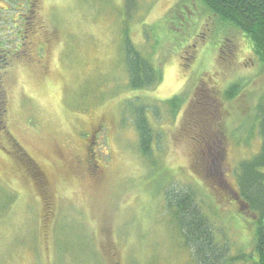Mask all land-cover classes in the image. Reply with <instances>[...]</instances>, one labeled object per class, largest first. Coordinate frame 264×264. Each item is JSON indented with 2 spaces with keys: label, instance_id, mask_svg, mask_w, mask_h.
<instances>
[{
  "label": "rangeland",
  "instance_id": "374dc122",
  "mask_svg": "<svg viewBox=\"0 0 264 264\" xmlns=\"http://www.w3.org/2000/svg\"><path fill=\"white\" fill-rule=\"evenodd\" d=\"M175 2L0 0V264H195L166 205L192 191L219 250L249 263L255 218L238 168L264 144V68L243 34L215 52L223 33L200 26L202 4ZM126 41L160 70L156 87L130 89ZM11 143L41 172L43 195Z\"/></svg>",
  "mask_w": 264,
  "mask_h": 264
},
{
  "label": "trees",
  "instance_id": "16d2710c",
  "mask_svg": "<svg viewBox=\"0 0 264 264\" xmlns=\"http://www.w3.org/2000/svg\"><path fill=\"white\" fill-rule=\"evenodd\" d=\"M192 1L202 4L208 15L200 26L203 24L206 28L213 27V24L209 25L208 21L214 20L215 28L213 29L223 33L218 50L215 52L223 53L221 49L225 52L227 49L229 51L233 37L236 38L238 34H243L246 38L243 40L246 41L250 57H254L260 68H264V0ZM182 2L183 0H176L175 9L180 8L183 5ZM26 6L27 13H29L30 6ZM180 13L183 12L180 10ZM28 17L29 14H25L23 21L28 20ZM182 24L179 22V25ZM179 28L181 27L179 26ZM201 36H203L201 32H196V40L201 39ZM125 46L130 89L137 91L156 87L162 79L161 73L158 72L160 70L152 63L139 57L128 41ZM139 111L142 112L143 109ZM135 123L139 133L140 151L143 156L148 158L151 137L147 122L138 114ZM238 170L241 174L238 179L241 203L255 218V220H251L254 227L252 245L255 252L242 256L249 261L248 264H264V173L261 172V170L264 171V144L260 152L248 162L240 164ZM193 195V191L180 195L167 194L166 205L171 212V219L173 217L175 225L178 227L175 231L179 232L178 236L184 241V246L192 251L195 264H232L231 260L226 258L228 247L223 246L224 249L219 250V245L214 242L210 225L195 205ZM259 260L261 261L259 262Z\"/></svg>",
  "mask_w": 264,
  "mask_h": 264
},
{
  "label": "flooded vegetation",
  "instance_id": "af4514ba",
  "mask_svg": "<svg viewBox=\"0 0 264 264\" xmlns=\"http://www.w3.org/2000/svg\"><path fill=\"white\" fill-rule=\"evenodd\" d=\"M34 12H35L34 10L33 11L30 10L29 14H33ZM30 17L31 15H29L27 19L29 20ZM15 21H16L15 19L12 20L13 23ZM8 54H9L8 51L5 50V47L3 46L2 42H0V138L4 139L5 141H8V136H7L8 133H7L5 125H3L4 122L2 120V116L4 114V103L6 102L5 92H4L5 79H6L5 75L7 76L6 71L8 70V67H10L8 58H7ZM89 140H91V137L89 138ZM90 144H95V142L90 141ZM205 147L206 148L208 147L206 143H205ZM8 153L11 154L14 157L15 161H17L19 165L25 170V172L27 173V176L33 180V182L35 183V186L37 187V189L40 190L41 195H43L44 189H45V180L41 172L35 165V163L27 155H25L21 151L20 147L15 143H13L12 150L8 151ZM93 165L95 169L98 168L95 165V163ZM260 261L261 260H259V262Z\"/></svg>",
  "mask_w": 264,
  "mask_h": 264
},
{
  "label": "bare ground",
  "instance_id": "6f19581e",
  "mask_svg": "<svg viewBox=\"0 0 264 264\" xmlns=\"http://www.w3.org/2000/svg\"><path fill=\"white\" fill-rule=\"evenodd\" d=\"M249 192V191H248ZM250 193V192H249ZM254 200V199H253ZM201 233V232H200ZM210 257V256H209Z\"/></svg>",
  "mask_w": 264,
  "mask_h": 264
}]
</instances>
